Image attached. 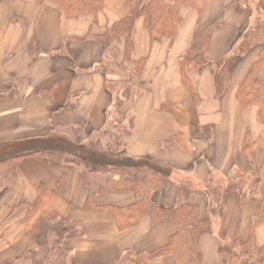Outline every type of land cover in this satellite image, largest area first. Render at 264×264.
<instances>
[{"label": "crops", "instance_id": "obj_1", "mask_svg": "<svg viewBox=\"0 0 264 264\" xmlns=\"http://www.w3.org/2000/svg\"><path fill=\"white\" fill-rule=\"evenodd\" d=\"M128 1L105 0L96 17L68 19L52 0L43 4L0 0V157L51 140L80 144L111 129L109 113L116 95L107 81L126 77L127 72L116 65L133 68L125 60L126 39L118 37L111 52L101 40L87 36L102 35L130 16ZM175 1L165 0L168 4ZM197 2L199 10L181 8L180 27L173 38L152 41L144 18L134 22L131 33L130 59L144 63L123 103L133 127L122 143L125 156L138 161L141 168L170 171L155 196L169 207L176 203L181 184L203 190L219 179L225 185L237 170L256 172L264 165V125L258 121L257 107H243L236 96L262 48L255 45L237 54L238 45L245 32L264 17V0ZM31 42L37 50H31ZM203 52L202 66L189 65ZM226 57L230 85L218 96L215 62ZM247 137L253 142L251 156L244 151ZM109 177L99 174L96 182L105 186ZM46 188L52 189L44 204L34 209ZM88 194L73 163L60 156L23 157L14 183L0 192V264L20 259L59 264L64 250L54 263L48 259L49 232L58 220L47 222L53 214L82 224L81 238L70 245V264H115L127 251L156 252L169 244L176 231L167 218L152 223L147 211L119 228L115 208L133 205L134 194H103L96 198L97 208L86 210ZM206 199L193 195L189 201L204 204ZM253 219V204L239 206L234 195L227 194L225 216L214 217L212 233L201 238V264H228L230 255L219 252L220 230L232 222L235 237L247 241ZM254 229L257 246H264V220ZM148 264L176 262L167 255Z\"/></svg>", "mask_w": 264, "mask_h": 264}, {"label": "trees", "instance_id": "obj_2", "mask_svg": "<svg viewBox=\"0 0 264 264\" xmlns=\"http://www.w3.org/2000/svg\"><path fill=\"white\" fill-rule=\"evenodd\" d=\"M45 0H37L43 4ZM58 4L59 10L68 19L79 18L84 15L96 17L103 9L105 0H52ZM184 6L195 7L199 10V2L190 0H177L168 4L165 0H129L127 8L130 16L114 23L102 35L90 34L87 38L101 40L105 49L115 50L114 42L120 36L126 39L125 60L131 63L116 65L119 70L126 71V77L115 81L117 89L109 90L116 93V102L109 113H117L118 118L110 130L105 129L100 135L108 137L115 134L114 140L109 139L107 146L98 141L89 144H76L69 140H51L48 144H39L35 147L22 148L6 157H0V192L10 187L16 178V171L20 160L25 156H34L39 159L60 156L66 162L73 163L81 173L82 184L89 189L87 202L84 209L97 208L96 198L112 192H132L135 203L131 206L115 208L119 228L126 227L131 219H136L141 211H147L152 223L169 219L176 227L169 244L156 252L137 254L127 251L115 264H148L154 258L171 256L176 264H201L202 252L200 248L203 235L212 233L213 218H223L226 213V196L233 194L237 205L251 203L254 205V219L250 225V236L247 241L235 237L232 222L226 229L219 232L221 243L219 252L230 255L228 264H245L246 261L264 263V246H257L255 242V225L264 220V165L256 172H242L237 170L232 178L223 186L208 187L196 190L188 185L181 184L179 196L173 206H166L156 201V194L161 183L169 179V170L149 166L141 168L138 161L126 157L125 150H119L123 145L122 138L130 134L133 127V118H127L128 112H123L125 99L130 95L132 80L139 76L143 67V60L130 59L132 49L131 33L134 22L144 18L145 26L150 33L152 41L162 38H173L177 34L181 22V8ZM35 43L31 42L30 48L37 50ZM255 45H262L259 59L253 63L246 77L237 89L236 96L245 108L257 107L258 121L264 125V17L256 21L243 35L238 45L237 54H243ZM204 52L196 59L189 62L194 68L204 64ZM218 70L215 75L218 96H222L230 85L228 63L229 59L217 60ZM110 81H107L109 83ZM126 121L127 125L124 126ZM91 141V140H90ZM253 142L249 137L244 142V151L247 156L252 154ZM122 148V146H121ZM99 174L111 175L105 186L96 182ZM52 188L43 189L39 200L34 205L39 208L44 204V199ZM193 195L207 196L206 202H191ZM58 220L49 232V262L54 263L60 250H64V257L59 264H70L72 248L70 245L82 236L81 222L72 217H59L53 214L47 218ZM126 219V220H125ZM38 225V224H37ZM37 227V226H36ZM5 264H32L20 259L10 260Z\"/></svg>", "mask_w": 264, "mask_h": 264}, {"label": "rangeland", "instance_id": "obj_3", "mask_svg": "<svg viewBox=\"0 0 264 264\" xmlns=\"http://www.w3.org/2000/svg\"><path fill=\"white\" fill-rule=\"evenodd\" d=\"M233 53H235V52H233ZM231 55H233V54H231ZM236 56V55H235ZM227 57H230V56H227ZM227 57L225 58V59H227ZM233 58V57H232ZM231 58V59H232ZM224 59V60H225ZM237 60L238 59H236V61L235 62H237ZM110 70H112L111 68H110ZM119 71V70H118ZM120 72V71H119ZM121 73V72H120ZM246 76V75H245ZM108 85H109V87L111 88V89H117V87H119V86H117V84L116 83H113V82H109L108 83ZM115 95H117L116 93H115ZM115 106V105H114ZM113 110V109H112ZM128 115H127V118H129L130 116H131V114L128 112L127 113ZM111 118H112V120H113V124L115 123V120L118 118V115H117V113L116 112H114L113 114L111 113ZM127 125V123H126V121L124 122V126H126ZM113 126V125H112ZM115 134H117V133H114V134H111L110 136H106V137H104V136H102V135H95V136H93V137H91L88 141H89V144H92V143H95V142H97L98 141V143L99 144H102V145H104V146H107L108 145V143H109V139H111V140H114V137H115ZM91 140V141H90ZM102 140H103V142H102ZM87 141V142H88ZM102 142V143H101ZM83 143H86V141L85 142H83ZM82 144V143H81ZM121 146H122V148H121ZM120 147H119V150H124V147H123V145H121ZM217 180H219V179H217ZM216 180V185L215 186H212V187H220V186H222L223 184L222 183H220V182H218Z\"/></svg>", "mask_w": 264, "mask_h": 264}]
</instances>
